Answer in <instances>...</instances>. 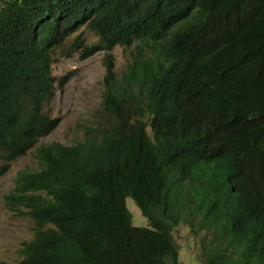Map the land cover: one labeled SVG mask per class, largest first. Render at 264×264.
Listing matches in <instances>:
<instances>
[{
	"label": "trees",
	"instance_id": "trees-1",
	"mask_svg": "<svg viewBox=\"0 0 264 264\" xmlns=\"http://www.w3.org/2000/svg\"><path fill=\"white\" fill-rule=\"evenodd\" d=\"M57 49L104 51L101 103L81 140L36 145L60 122ZM32 147L5 195L34 225L12 264H180V223L204 264H264V0H0V175Z\"/></svg>",
	"mask_w": 264,
	"mask_h": 264
},
{
	"label": "rangeland",
	"instance_id": "rangeland-1",
	"mask_svg": "<svg viewBox=\"0 0 264 264\" xmlns=\"http://www.w3.org/2000/svg\"><path fill=\"white\" fill-rule=\"evenodd\" d=\"M85 37L89 43L96 42V38L90 33H86ZM131 52L132 48L123 51L119 46L110 51L117 75L124 69ZM104 57V51L83 58L80 53L67 56L61 49L55 50L51 65L55 82L44 110L50 116L58 117L60 122L48 135L39 138L36 145L51 142L72 145L83 138V126L93 124L94 116L100 107L102 77L105 71ZM147 131L150 134L149 129ZM39 167L40 161L36 156L35 147H32L23 156L12 161L6 172L0 175V262L16 263L21 258L22 244L31 240L34 228L31 219L17 215L7 207L5 195L12 189L19 170H36ZM125 205L131 214L132 225L148 226L146 217L141 214L131 197L125 198ZM200 235L198 238L191 237L188 227L181 223L173 228L172 236L178 247L180 264H204L199 259Z\"/></svg>",
	"mask_w": 264,
	"mask_h": 264
}]
</instances>
